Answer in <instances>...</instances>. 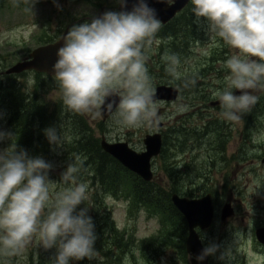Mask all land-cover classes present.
<instances>
[{
	"label": "clouds",
	"instance_id": "1",
	"mask_svg": "<svg viewBox=\"0 0 264 264\" xmlns=\"http://www.w3.org/2000/svg\"><path fill=\"white\" fill-rule=\"evenodd\" d=\"M28 2V0H25ZM121 11H105L90 22L73 25L56 50L52 72L66 110L92 119L109 114L122 128L152 125L157 118L154 89L146 67L147 46L162 27L149 0H116ZM177 0H158L172 7ZM35 0H31L34 4ZM199 23H207L210 38L236 50L220 65L225 71L214 93L220 118L239 123L264 94V0H189ZM166 70L176 76L178 58L165 55ZM195 84V81L185 83ZM239 90V94H237ZM50 145L65 144L62 131L44 129ZM13 139L0 130V142ZM83 161L75 158L61 173L56 190L49 173L53 165L31 156L16 143L0 150V257L19 255L35 237L45 249L55 248L50 264L87 259L103 264L96 248L98 234L89 214V185L76 182ZM84 204V207H79ZM219 245L205 247L198 262L215 255ZM228 251L220 259L229 262Z\"/></svg>",
	"mask_w": 264,
	"mask_h": 264
},
{
	"label": "rangeland",
	"instance_id": "2",
	"mask_svg": "<svg viewBox=\"0 0 264 264\" xmlns=\"http://www.w3.org/2000/svg\"><path fill=\"white\" fill-rule=\"evenodd\" d=\"M104 7V12L108 10L118 11L116 0H0V61L1 68L6 69L19 60L24 59L30 53V50L44 44V39L56 40L63 35L65 25H69L72 20H78V23L90 22L96 17ZM204 29V39L196 47L194 56L178 61L176 65V78L180 77L186 69H194L204 65L207 55L212 52L215 46H219L220 39L210 38L207 31V23L200 21ZM159 39L154 36L151 44L147 46V63L155 65V57L158 60V51L160 46ZM228 57L236 50L230 49ZM219 49V48H217ZM225 57V58H227ZM225 60V59H224ZM223 60V61H224ZM218 63V66L223 62ZM161 73V70H159ZM169 73V72H168ZM222 70L221 77L217 79L214 75L208 78L212 83L214 90L221 88V81L225 75ZM170 75V74H169ZM163 77H152L153 86ZM216 78V80H213ZM169 79V77H168ZM163 79L162 83H166ZM25 87H33L35 78L32 73L20 78ZM155 81V83H153ZM161 83V84H162ZM49 104H54L62 96L61 90H52L44 94ZM214 97V96H213ZM215 99V98H213ZM188 97H181L175 103H158L157 118L150 126L136 128H122L113 123L111 118L103 121L102 115L96 119L85 115L89 123L97 130V134L102 137L105 135L109 141H128L132 147L141 151L144 149L143 139L147 133L156 130L157 123L165 122V125L181 118L183 114L192 112L195 107L190 105ZM262 110L257 119L253 121L250 128L245 129V121L242 118L239 123H230L231 138L224 155L233 157V162L227 168L222 164V158L219 153L212 150L211 146L197 149H187L182 153L180 160L184 158V163H194L200 167L201 174L206 172L211 179L215 202L217 205L218 219L211 229L201 233L203 240L207 245H219V250L215 255H211V264H227V260L220 259L225 251H228V264H264V248L257 241L255 230L258 226H264V94L258 101ZM201 109L205 112L207 108ZM210 111V110H209ZM208 111V112H209ZM208 112H206L208 114ZM214 116L220 118V110H213ZM103 122L105 129L100 130L98 125ZM193 123H201L199 117L193 120ZM10 127V126H9ZM7 124V114L0 110V130L11 132ZM245 130L249 131L245 135ZM65 144L61 147H54L50 156L43 158L50 162L53 167L49 173L50 179L55 181V189L59 190L63 185L59 182L61 173L67 168L69 163H65L62 157L68 141V133L63 135ZM11 139H5L0 142V150L7 148ZM223 155V156H224ZM241 158V159H239ZM217 164H209L211 160H216ZM220 162V163H219ZM161 159L155 160L154 165L161 167ZM209 169V170H208ZM53 175V177L51 176ZM156 177L164 179L167 174L160 169H156ZM76 182H86L89 185L88 205L89 214L93 217L106 213V209L111 213V220L118 227V230L125 231L130 237L135 238L132 250L124 260V264H189L183 261L179 250L175 246H167L158 249L154 254L153 241L160 234L162 229L161 220L149 214L144 209H132L129 201L103 197L99 205L94 200L92 186L87 175L83 174L79 178H74ZM215 190V189H214ZM213 190V191H214ZM101 196L102 194L98 192ZM231 201L235 207V214L228 218L227 222L220 220L221 209L226 201ZM81 204L79 207H84ZM100 207V209H98ZM147 241L146 247H142L140 242ZM140 244V245H139ZM56 249L45 250L39 241L33 237L32 241L26 246L22 253L10 257H0V264H50V260L55 254ZM101 257L103 255L99 253ZM104 261V258H103ZM73 264H90L85 259L83 261L73 262ZM97 264V262H92ZM106 264V263H105Z\"/></svg>",
	"mask_w": 264,
	"mask_h": 264
},
{
	"label": "trees",
	"instance_id": "3",
	"mask_svg": "<svg viewBox=\"0 0 264 264\" xmlns=\"http://www.w3.org/2000/svg\"><path fill=\"white\" fill-rule=\"evenodd\" d=\"M191 7L189 4L169 23L162 24L155 35L161 42L158 51L159 59L156 60L155 57L154 66L146 62V67L150 77L152 75L163 77L160 80L161 83L163 79L173 80V76L166 70V62L162 57L175 55L178 61H183L194 56L196 47L204 39V29L200 22L196 21ZM70 24L73 26L80 22L72 20ZM51 40L44 39L43 43H49ZM228 53H230L229 49L221 40L219 46H215L207 55L204 65L192 70L186 69L181 75V80L184 82L181 87L182 92L191 101V106L195 107L198 104L202 108H209L208 103L214 95V88L208 78L214 75L217 79L221 77L222 69L218 63L226 59ZM193 80L195 84L189 83L185 87L186 82ZM54 88H59L54 78L37 73L35 85L27 90L19 83L16 76L7 75L0 67V110L7 114V124L13 134L11 143H16L18 149L21 147L26 149L31 156H50L55 146L50 145L44 129L56 127L58 133L61 131L63 135L68 133V141L62 157L67 163H71L76 157L83 161L75 177L79 178L83 174L88 176L95 188L93 191H96L93 195L95 202L99 205L103 197L122 199L129 201L132 209H144L158 217L161 220L162 229L160 234L152 240L154 254H157L160 247L163 249L167 246H175L183 261L187 262L188 253L185 249L187 224L184 216L172 203L171 196L177 192L188 197H198L217 189L212 187L208 178H205V173L204 178L201 179L199 166L194 163H184L180 157L189 148L197 149L209 145L212 150L219 153V158H222L224 146L231 136L230 123L214 115H208L202 109L199 111V106L192 112L183 114L179 120L163 131L164 147L159 156L162 163L157 170L160 169L167 174V177L146 182L103 150L101 137L97 135L96 129L85 115L66 110L62 98L52 105L46 101L44 94ZM261 110V104L258 102L243 116L245 129L250 128ZM27 111L28 114H26ZM198 117L200 121L202 120L201 123H193V120H197ZM98 128L105 129L103 122L99 123ZM248 133L249 131L245 130V135ZM212 161L215 162L217 159ZM51 176L53 177L52 174ZM98 192L102 195L100 196ZM93 220L98 234L96 248L103 255V264H124L126 255L133 248L135 238L130 237L123 230H118L107 209L106 213L98 215ZM146 243L147 241L140 242L144 249ZM32 264L35 263L32 262Z\"/></svg>",
	"mask_w": 264,
	"mask_h": 264
},
{
	"label": "water",
	"instance_id": "4",
	"mask_svg": "<svg viewBox=\"0 0 264 264\" xmlns=\"http://www.w3.org/2000/svg\"><path fill=\"white\" fill-rule=\"evenodd\" d=\"M133 2L134 0H128L127 10H131ZM149 2L151 6L158 10L159 18L163 24L169 22L189 4V0H177L174 6L168 7L166 4L158 3V0H149ZM118 10L121 11L124 9L119 5ZM102 14L103 11L98 16ZM63 37L53 43L35 48L31 53L30 59L14 64L7 69L6 72L8 74L21 73L26 70L34 69L38 72L48 73L53 76L52 65L56 60L55 53L62 45ZM237 93H239V90H237ZM178 96L179 89L172 85H159L154 91L155 102L175 101ZM216 104H219V101L211 103V105ZM102 116L104 118L110 117L106 112L103 113ZM159 126L162 125L160 124ZM143 142L145 150L142 152L133 149L126 141L111 142L107 140L105 136L102 137L101 144L107 153L118 159L125 167L141 176L145 181H151L154 178L152 161L162 151L163 136L161 132L150 133L146 135ZM262 162L264 163V158ZM172 200L178 210L185 216L188 223L186 248L192 255V264H209L210 256H207L202 262H198L196 256L206 247L198 233V228L206 229L210 227L214 221L215 206L212 194L208 193L199 198H188L175 193L172 195ZM234 214L235 208L232 202H226L221 210V219L226 221ZM256 237L260 243L264 244V226L256 229Z\"/></svg>",
	"mask_w": 264,
	"mask_h": 264
},
{
	"label": "flooded vegetation",
	"instance_id": "5",
	"mask_svg": "<svg viewBox=\"0 0 264 264\" xmlns=\"http://www.w3.org/2000/svg\"><path fill=\"white\" fill-rule=\"evenodd\" d=\"M29 56H30V53L28 54V56H26L25 58H24V60L25 59H28L29 58ZM23 60V59H22ZM32 72V71H31ZM31 72H29V73H31ZM34 73V72H33ZM177 82H180L179 84H178V87L180 88L182 85H183V81L182 80H180V81H177ZM181 90V89H180ZM216 91H214V93H215ZM239 94V93H238ZM214 98V97H213ZM200 109H201V105L199 106V111H200ZM215 109H217V110H220V108H219V105H216V107H214V109H211V108H209V109H206L205 110V112L204 113H206V112H208L209 110V112H208V115H214V113L212 112L213 110H215ZM203 111V110H202ZM207 114V113H206ZM202 121V120H201ZM230 138H231V136L228 138V141L226 142V144H225V146H224V153H225V151H226V148H227V146H228V143H229V141H230ZM226 153H227V151H226ZM224 155V154H223ZM222 164L224 165V166H227V168L231 165V163L233 162V157L231 158V157H227L226 158V154L222 157ZM183 162H184V158H183ZM217 162L218 161H215V162H213L212 160L209 162V164H212V165H216L217 164ZM209 170V169H208ZM204 173H205V175H206V177L205 178H208L209 179V181H211V179L207 176V174H206V172H202V176H201V179H203L204 178ZM215 195V194H214ZM214 203H215V205H216V202H215V197H214ZM217 206V205H216ZM217 209V208H216ZM217 216H218V213H217ZM218 219V218H217ZM262 248H264V246H262Z\"/></svg>",
	"mask_w": 264,
	"mask_h": 264
},
{
	"label": "bare ground",
	"instance_id": "6",
	"mask_svg": "<svg viewBox=\"0 0 264 264\" xmlns=\"http://www.w3.org/2000/svg\"><path fill=\"white\" fill-rule=\"evenodd\" d=\"M170 32H171V31H170ZM168 33H169V32H168ZM168 33H167V34H168ZM173 33H174V32H173ZM174 35H175V34H174ZM168 36H169V34H168ZM171 36H172V35H171ZM164 39H165V38H164ZM171 39H172V38H171ZM172 40H173V39H172ZM172 40H171V41H172ZM151 79H152V78H151ZM165 81H166V80H165ZM167 81H168V80H167ZM167 81H166V82H167ZM169 81H170V80H169ZM169 81H168V82H169ZM154 82H155V81H154ZM157 83H158V82H157ZM160 84H161V82H160ZM162 84H163V83H162ZM190 88H191V87H190ZM27 104H28V103H27ZM23 105H24V104H23ZM32 106H33V105H32ZM24 107H25V106H24ZM30 107H31V106H30ZM27 110H28V109H27ZM22 111H23V110H22ZM28 111H30V110H28ZM28 111H27V113H26V112H25V113L28 114ZM31 112H32V111H31ZM44 116H45V115H44ZM47 118H48V117H47ZM54 120H55V119H54ZM55 125H56V124H55ZM88 154H89V153H88ZM88 154H86V155H88ZM91 154H92V153H91ZM90 160H91V159H90ZM87 162H89V161H87ZM90 163H91V162H90ZM96 163H97V162H96ZM96 163H95V164H96ZM84 164H85V163H84ZM90 165H92V164H90ZM92 168H94V167H92Z\"/></svg>",
	"mask_w": 264,
	"mask_h": 264
}]
</instances>
